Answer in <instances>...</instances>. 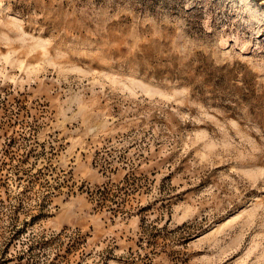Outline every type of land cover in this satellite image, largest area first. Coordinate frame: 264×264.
<instances>
[{"label":"rangeland","instance_id":"rangeland-1","mask_svg":"<svg viewBox=\"0 0 264 264\" xmlns=\"http://www.w3.org/2000/svg\"><path fill=\"white\" fill-rule=\"evenodd\" d=\"M0 264H264V0H0Z\"/></svg>","mask_w":264,"mask_h":264}]
</instances>
